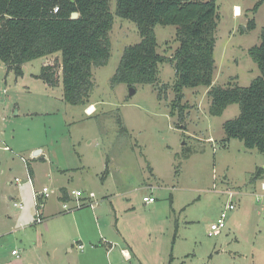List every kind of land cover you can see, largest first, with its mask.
<instances>
[{
	"label": "rangeland",
	"instance_id": "374dc122",
	"mask_svg": "<svg viewBox=\"0 0 264 264\" xmlns=\"http://www.w3.org/2000/svg\"><path fill=\"white\" fill-rule=\"evenodd\" d=\"M257 2L216 0L214 84L247 86L260 75L248 52L264 28V1L253 11ZM109 4L111 56L92 69L87 105L64 100L60 54L24 63L20 75L0 61V264H264V151L224 140V122L238 116L239 105L211 115L208 88L185 87L184 113L172 112L176 76L170 62L159 64L155 84H136L133 93L126 83L113 85L125 48L141 35L135 22L117 15L116 0ZM154 31L158 51L172 55L176 26L157 24ZM45 64L58 67L57 86L40 78ZM91 107L94 112L86 114ZM67 167L77 170H61ZM29 175L36 189L49 188L47 200L58 206L65 190L96 194L100 228L94 226L90 240L81 239L83 249L75 242L77 249L68 251L46 232L45 218L36 223ZM226 190L236 192V207L221 232L210 236L230 200ZM146 195L155 201L146 203ZM71 196L61 205L75 203ZM64 222L69 233L75 231L72 217ZM96 230L112 237L113 248Z\"/></svg>",
	"mask_w": 264,
	"mask_h": 264
},
{
	"label": "trees",
	"instance_id": "16d2710c",
	"mask_svg": "<svg viewBox=\"0 0 264 264\" xmlns=\"http://www.w3.org/2000/svg\"><path fill=\"white\" fill-rule=\"evenodd\" d=\"M263 1L258 0L253 11ZM73 12L79 17L72 18ZM116 13L136 23L141 40L125 48L111 79L113 85L155 84L159 64L170 62L176 76L172 112L179 108L184 113L180 102L185 87H207L211 115H221L233 103L240 108L238 116L224 122V140L239 139L245 148L264 151V28L260 43L248 49L260 75L247 86L217 85L213 79L219 19L216 0H116ZM113 22L109 0H0V61L20 75L24 63L60 54L64 100L85 106L94 86L93 67L105 65L111 56ZM157 24L176 26L178 46L170 56L157 49ZM39 76L50 86L60 81L55 64H45Z\"/></svg>",
	"mask_w": 264,
	"mask_h": 264
},
{
	"label": "crops",
	"instance_id": "0c3cea01",
	"mask_svg": "<svg viewBox=\"0 0 264 264\" xmlns=\"http://www.w3.org/2000/svg\"><path fill=\"white\" fill-rule=\"evenodd\" d=\"M235 7L240 8V6H238V5H235ZM239 12L241 13V10ZM236 16H239V15L236 14ZM215 69H216V66H215ZM93 107H94V105H93ZM84 109H85V107H84ZM89 110H87L88 113H86V111H85V113L91 114L94 112L93 108H89ZM38 150H39V152H37L38 154L43 152L40 149H38ZM35 153H36V151H35ZM43 159L46 160L44 157H43ZM27 167L30 171V174H32V176L34 177V175H35L34 170L29 163L27 164ZM61 170L65 171L67 173H71L72 171L77 170V168L67 167V168H63V169L61 168ZM71 191H73V190H71ZM71 194H72V192L70 193L69 190H65V192L63 191V193L60 195V199L62 200L61 204L63 201H72L73 199H72ZM49 197H50V192L48 193V195L46 197V203H45L46 205H45L44 211L42 212V213H44L43 216L46 219V221H45L46 223L44 225L45 230L48 234L51 232L53 238L57 237V244L63 245L66 249H68V251L73 252L74 249H77L75 246V242H77V247H78V243H82L81 242L82 238L88 239V240H90L92 238V236L95 234L94 226L100 228V225L95 220L97 218V216L94 212V210L96 208L90 207L92 209L91 210V209H83V208H86V207H83V208L75 210L73 212L72 211L64 212L61 204H59V206H58V205H56L57 203H55V201H52L49 203V201L47 200ZM10 199H13V196L10 197ZM68 217H72V219L74 221V225H75L74 228L75 229H73V230H75V231H73L72 233H69L68 230H66V228H68V226L65 225L64 220H65V218H68ZM88 225L91 226L93 229H91V231L87 234ZM57 228H58V230H57ZM96 231L99 234V237L104 236V234L100 230H96ZM56 232H58V234H56ZM121 235L123 236V234H121ZM103 239H107V242L110 244L111 248H113L114 242H111V239H112L111 236H108L106 234V236H104ZM111 248H110V250H111ZM13 250H15V249H13ZM110 250H107V253ZM122 252L126 258H130L131 255L126 248H123Z\"/></svg>",
	"mask_w": 264,
	"mask_h": 264
},
{
	"label": "built area",
	"instance_id": "2783aa9c",
	"mask_svg": "<svg viewBox=\"0 0 264 264\" xmlns=\"http://www.w3.org/2000/svg\"><path fill=\"white\" fill-rule=\"evenodd\" d=\"M55 11H57V9H55ZM28 180L33 186V197H34L36 207H37L35 221L36 223H41L44 220L42 209L44 207L46 197L49 193V188L45 186L42 189H36L35 186L33 185V179L31 175L28 176ZM17 182H19L18 179H17ZM263 188H264V184H263ZM226 193L229 194L230 200L228 204H226L225 208L221 211L220 217L214 223L211 224L209 231H208V234L210 236L217 235L221 232V230L226 226V217L228 215V211L233 210L236 207L232 201V198L234 197L236 192L233 190H226ZM72 194L76 198L75 203L73 204H69L66 202L63 203L62 208L64 212L75 211V210H78V209H81L87 206L91 208H96V206L98 205V201L94 200V198L96 197V194L93 191H90L88 194H86V196L84 195V191L82 190H73ZM144 201L146 203H152L155 201V198L154 196H150V195L144 196ZM13 204L16 208L23 209L22 202L14 201ZM78 248L83 249L84 244L78 243ZM12 254L17 255L16 250H13Z\"/></svg>",
	"mask_w": 264,
	"mask_h": 264
},
{
	"label": "water",
	"instance_id": "95a60500",
	"mask_svg": "<svg viewBox=\"0 0 264 264\" xmlns=\"http://www.w3.org/2000/svg\"><path fill=\"white\" fill-rule=\"evenodd\" d=\"M79 17V13L78 12H73L72 13V18H78ZM135 90H134V87H130V92L133 93ZM39 152V150H36V153Z\"/></svg>",
	"mask_w": 264,
	"mask_h": 264
},
{
	"label": "bare ground",
	"instance_id": "6f19581e",
	"mask_svg": "<svg viewBox=\"0 0 264 264\" xmlns=\"http://www.w3.org/2000/svg\"><path fill=\"white\" fill-rule=\"evenodd\" d=\"M235 8H236V9H235V10H236V14H237V15H240V12H239V11H240V8H239V7H235ZM91 108H92V107H91Z\"/></svg>",
	"mask_w": 264,
	"mask_h": 264
}]
</instances>
